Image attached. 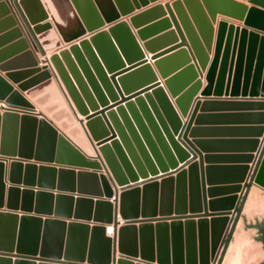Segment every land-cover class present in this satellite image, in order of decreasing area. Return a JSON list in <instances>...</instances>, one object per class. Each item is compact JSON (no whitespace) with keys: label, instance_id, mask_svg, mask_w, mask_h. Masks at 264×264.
I'll list each match as a JSON object with an SVG mask.
<instances>
[{"label":"crops","instance_id":"obj_1","mask_svg":"<svg viewBox=\"0 0 264 264\" xmlns=\"http://www.w3.org/2000/svg\"><path fill=\"white\" fill-rule=\"evenodd\" d=\"M0 1L4 3V6L0 7V66L7 62L11 64L3 67L5 69H0V77L29 103L30 98L26 95L28 91H33L38 96H46L55 91L52 94L53 98L62 101L57 108H67V112L72 117V122L68 123V126H77L91 154H88L80 144L77 149L87 161L99 163L100 169L92 171L106 178L112 195L115 191L118 193L130 186H140L141 183L151 180L158 181L165 176L173 177L179 169L186 170V166L191 161H197L196 154L179 138L196 100L199 104L189 125L187 140L200 154L204 195L208 197L207 189H216L215 194L221 197L226 191L223 188L233 185L232 182L236 180L239 170L235 167L243 164L239 163L243 160L241 156L251 153L253 159L247 163L248 171L245 181L249 177L264 146V124H262L263 132L257 137L256 150L247 152L251 147V141L255 139L256 128L260 125L264 110L258 106L237 105V103L263 98L200 95L206 83L205 75L213 54L217 22L222 20L234 27H242L240 20L216 15L211 27L210 42L200 41L202 44L193 48V44L183 46L178 41L180 37L176 34H181V28L176 22L178 21L176 11L171 7V0L148 2L143 6L133 7L123 16L119 15L112 0H93L103 25L92 31L84 29L69 0H39L47 16L35 25L49 24L46 30L34 34L38 49L44 51L41 55L12 4L10 2L7 4L6 0ZM232 1L241 3L246 8L253 6L264 10L247 0ZM5 7L9 10L8 14L4 12ZM237 10L240 8L237 7ZM8 17L10 19H6ZM111 18L114 19L111 20ZM118 22L123 25L109 32V28ZM31 27L32 25H29L28 30ZM248 30L250 28H247ZM101 31L104 32L103 37L92 42L90 37ZM95 45L99 47L97 51ZM71 47H73L72 50ZM25 52L29 53V57L23 55ZM60 52H63L61 56ZM52 55L57 56V64L70 85L72 97L69 96L55 67L49 61ZM29 59L33 61L34 66L30 65ZM44 65L50 73V78L26 91H20L17 83L5 77V73H15L33 67L41 68ZM34 75L36 73L24 74L23 80H19L18 83L31 79ZM47 82L49 84L44 85ZM204 100L212 102L204 104L202 103ZM78 120L81 121L80 124ZM180 124L177 134L176 130ZM51 125L58 133L67 137L65 130L58 128L56 122ZM69 140L73 145H77L75 140ZM95 156H98V159H92ZM9 161L3 162L6 170ZM21 163L35 165L33 183L38 178L42 181L51 178L49 172L37 173V166L40 163L43 165L46 163L32 159L23 160ZM48 165L54 167L53 185L59 181L61 187L66 189V185L71 181L73 189H76L78 182L76 168H72L75 173L70 179L66 174L58 177L57 170L60 168L58 165L53 163ZM196 168V179L200 183L199 168ZM22 177L23 172L20 170V178ZM187 178V171H185L186 184ZM79 180L84 188L88 189L87 191L97 189L99 193L102 192L97 180L95 183L93 179L85 177ZM3 183L2 202L5 203L9 185L18 186L16 201L20 202L23 186L10 184L7 176L3 178ZM24 187L31 189L30 206L34 207V204H37V207L42 210L47 209L48 204L50 210L54 204L61 211L66 209L67 202L58 200L55 203V193L71 194L73 198L77 197L76 195L91 197L89 194H76L66 190ZM36 189L50 192V200L48 201L45 197L36 199L34 197ZM236 194L238 210L235 206L225 233H231L226 246L232 244V249L238 246L234 250L237 252L233 251V255L226 264L237 263V261L239 264H260L264 257V249L262 244L254 238L261 237L259 228L247 230V227L253 224L261 225L264 220V190L244 182L241 191ZM99 198L105 199L103 196ZM91 199L95 200V198ZM23 200L27 201V197ZM73 204L71 202L69 205L70 210L74 209ZM87 209L88 205L85 203L77 205V210L81 214L86 213ZM91 210H93L92 205L89 206V211ZM14 212L19 213L18 210ZM30 214L33 213L30 212ZM116 219L120 221L117 207ZM196 219L192 218L193 221ZM63 221L65 223L79 221L88 226L96 224L72 218L63 219ZM166 222L168 223L169 220ZM150 223L153 225L154 221ZM137 224V222L133 223L134 226ZM235 232L239 235L232 241ZM113 236L109 235L111 240ZM230 241L232 242L229 243ZM221 247L222 243L211 264H215ZM226 251L227 247L223 259H226ZM117 256L120 255L114 252V257ZM131 259L139 261L138 258ZM261 264H264V260Z\"/></svg>","mask_w":264,"mask_h":264},{"label":"water","instance_id":"obj_2","mask_svg":"<svg viewBox=\"0 0 264 264\" xmlns=\"http://www.w3.org/2000/svg\"><path fill=\"white\" fill-rule=\"evenodd\" d=\"M69 1L86 31H92L103 25L93 0ZM112 1L119 15L123 16L129 13L133 7L143 6L155 0ZM210 1L215 5L216 12L237 18L241 21L242 27H234L222 20L217 22L213 54L205 75L206 83L200 95L261 97L262 100L238 101L237 105L258 106L264 110V10L253 6L246 8L243 4L232 0ZM247 1L264 9V0ZM9 2L38 49L37 38L34 37V34L49 27L48 23L35 25L47 16L40 1L6 0L7 4ZM3 6L4 3L0 1V7ZM237 7L240 10H237ZM8 11V8L5 7V14H8ZM113 19L111 18V20ZM29 25L32 27L28 30ZM122 25L123 23H115L109 28V32ZM247 28L250 30L247 31ZM103 35L102 31L94 33L90 40L97 41ZM206 36L207 38L203 41L209 43L211 30L206 33ZM19 42L21 43V41ZM181 45L185 46L186 44L181 43ZM94 47L96 51L99 48L97 45ZM70 49L72 50L73 47ZM39 52L41 55L44 54L43 50H39ZM62 53L60 52L59 55L61 56ZM23 55L29 57L28 52ZM56 57V55L50 56L49 61L55 67L69 96L72 97L70 85L65 75L62 74ZM29 61L30 65L34 66L33 61L31 59ZM10 65V62H7L1 65L0 69H5L3 67ZM145 71L147 70L145 69ZM35 73L36 75L31 79L18 83L19 80H23L24 74ZM5 77L11 82L17 83V88L20 91H26L39 82H45L50 78V73L44 65L41 68L33 67L15 73H5ZM48 84L49 82L44 85ZM54 93L55 91L38 98L50 99ZM26 95L29 98L35 96L33 91L26 92ZM0 100L7 103L6 107H2L4 111L0 114V155L17 157L8 166L9 183L91 195V197L76 195L77 197L73 198L71 194L55 193V203L58 200L67 202L66 209L61 211L54 204L50 210L48 204L47 209L42 210L37 207V204H34V207L30 206L31 189L26 187H23L20 192L22 200L20 203H16L18 189L9 185L7 199L3 203L1 196L4 191L3 176L5 172L0 163V208L3 206L5 208L0 209V264H211L230 222L232 211H234L236 203L238 205L236 193L241 191L242 184L245 182L264 190L263 146L255 168L246 181L247 163L253 159L251 153L241 156L243 160L239 163L243 164L235 167L239 170L236 180L232 182L233 185L223 188L226 191L221 197H217L220 195L215 194L216 189H207L208 197L204 195L200 154L187 140L189 125L199 104L198 100L194 101L187 121L179 134V138L196 154L197 161H191L186 166V170L179 169L173 177L165 176L158 181L151 180L141 183L140 186H130L118 193L115 191L114 195L109 189L106 178L102 174L92 171L100 169L99 163L87 161L77 149L80 144L88 154H91L77 130V126H68L72 117L66 107L58 109L61 111L58 113V111L53 112L49 106L48 115H63L65 117L63 122L58 117L56 119L45 118L43 117L45 113L35 111L33 106L17 91L12 90L1 77ZM57 102L56 105H60L62 101L58 99ZM209 102L212 101L204 100L202 103ZM55 122L57 127L65 130V135L69 139L75 140L77 145H73L71 140L57 132L56 128L51 125ZM78 122L81 123L79 120ZM259 124L256 128L255 139L251 141V147L247 152L255 151L258 146L257 137L261 136L263 132L264 113L261 114ZM180 126L181 124L177 127V134ZM25 159L46 163L44 165L40 163L37 166V173L49 172L51 178L47 181L38 178L33 183V171L36 167L33 163H25L23 165L24 175L21 180L19 177L20 161ZM92 159H98V156ZM1 160L5 159L0 158ZM50 163L60 167L57 170L58 177L66 174L71 179V175L75 173L72 168H76L75 174L78 182L75 190L71 181L66 185V189L61 187L59 181L53 185L54 167L48 165ZM196 167L199 168L200 183L196 179ZM185 171L188 175L187 184L184 182ZM84 177L93 179L94 183L97 180L102 192L99 193L97 189L87 191L88 189H85L79 182V179ZM34 194L36 199L45 197L49 201L51 197L50 192L39 189H36ZM99 196H103L105 199L99 198ZM24 197H27V201L23 200ZM91 198H95V200ZM71 202L74 203L73 210L69 209ZM79 203L88 205L86 213L81 214L77 210ZM90 205L93 206L91 212L89 211ZM116 207L120 221L116 219ZM14 210H18L20 215L11 212ZM194 217L197 218L195 221L192 220ZM69 218L91 221L96 224L88 226L79 221L66 223L63 221V219ZM166 220L169 222L167 223ZM151 221H154L153 225L150 223ZM135 222L138 223L137 226L133 225ZM256 227L259 228L261 237L254 238L262 244L264 249V220L261 225L248 226L247 230ZM110 230L114 235L113 240L106 233ZM114 252L120 256L114 257ZM131 258H138L139 261H134Z\"/></svg>","mask_w":264,"mask_h":264},{"label":"rangeland","instance_id":"obj_3","mask_svg":"<svg viewBox=\"0 0 264 264\" xmlns=\"http://www.w3.org/2000/svg\"><path fill=\"white\" fill-rule=\"evenodd\" d=\"M219 5H221V4H219ZM171 7H173V9H175L174 11H176V16H177V20H178L176 22L179 25V27L181 28V34L182 35L176 34L177 36L180 37V40L178 39L179 43L180 44L185 43L186 45L187 44H190V45L193 44V48H195L194 46H196V45L200 46L202 44L200 41L203 42V39L207 38L206 33H208L210 30L212 31L211 27H212V24L215 22L216 15H222L225 17H229L223 13L216 12L215 5L213 3H211L210 0H171ZM171 38H172V36H171ZM38 97H39L38 95H35V96L33 95L30 98V104L32 106H34L33 109L36 108V109H38L37 111H41V112L45 113V115H47L46 118L50 117V118L56 119L58 117V119H60V121H62V122L65 120V117H63V115H61V116H55V115H50V114L48 115V112L50 109L49 106L51 107L53 112L54 111H58V113L61 112L60 110H58L60 108H56V106H58V105H56L58 102H57V100H55V98L52 97L51 99L42 100L41 98H38ZM6 106H7V103L4 100H0V114L4 111L2 107H6ZM36 117L39 118L38 116H36ZM71 122L72 121H70L69 124H71ZM0 158L5 159V160L0 161L1 165H3V162H7L8 160H10L8 162V165H7V170H8L9 163L12 162L13 160L17 159V157L13 158V157L1 156V155H0ZM22 161L23 160H21L20 163ZM24 164L21 163V166H20V170L22 172H23V165ZM3 170L5 172L3 178H5V176H7V181H8V175H7V170H6L5 166L3 167ZM19 177H20V171H19ZM20 179L22 180V178H20ZM21 180H19V181L22 182ZM10 184H12V183H10ZM3 185H4V183H3ZM12 186H15L18 188V186H16V185H12ZM16 198H17V195H16ZM20 198H21V195H20ZM1 199H2V196H1ZM6 199H7V193H6ZM6 199H5V201H6ZM20 200H22V199H20ZM262 200L263 199L261 198V201ZM16 203H20V202L16 201ZM0 209L3 210L5 208L3 206ZM14 211H11V212H14ZM15 213L18 215L20 212L19 213L15 212ZM230 230H232V228ZM230 234H231L230 232L227 234V236L229 235L228 241H229L230 236H231ZM238 235L239 234L237 232H235V234L233 235L234 237H232L233 238L232 241H234L235 237ZM228 241H227V243H228ZM232 241H230L229 243H231ZM249 242H251V241H249ZM227 243L222 245L215 264H226V261L227 262L229 261L228 259H230V257L233 255V253L237 252L234 250L237 248L238 245L234 249H232L231 248L232 244L230 246L228 244V246H229V248H228V246H226ZM226 247H227L226 259L225 258L223 259ZM231 264H239V263L237 261V263L232 262Z\"/></svg>","mask_w":264,"mask_h":264},{"label":"trees","instance_id":"obj_4","mask_svg":"<svg viewBox=\"0 0 264 264\" xmlns=\"http://www.w3.org/2000/svg\"><path fill=\"white\" fill-rule=\"evenodd\" d=\"M238 206H239V203H238V205H236V209L237 210H238ZM228 238H229V235L227 236V234L225 233V235H224V237H223V239L221 241L222 245L227 243Z\"/></svg>","mask_w":264,"mask_h":264},{"label":"built area","instance_id":"obj_5","mask_svg":"<svg viewBox=\"0 0 264 264\" xmlns=\"http://www.w3.org/2000/svg\"><path fill=\"white\" fill-rule=\"evenodd\" d=\"M107 235H112L111 230L110 231H106Z\"/></svg>","mask_w":264,"mask_h":264},{"label":"bare ground","instance_id":"obj_6","mask_svg":"<svg viewBox=\"0 0 264 264\" xmlns=\"http://www.w3.org/2000/svg\"><path fill=\"white\" fill-rule=\"evenodd\" d=\"M236 245V244H235Z\"/></svg>","mask_w":264,"mask_h":264}]
</instances>
